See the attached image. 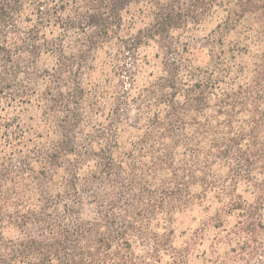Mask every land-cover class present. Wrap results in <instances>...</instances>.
<instances>
[{
	"label": "trees",
	"instance_id": "1",
	"mask_svg": "<svg viewBox=\"0 0 264 264\" xmlns=\"http://www.w3.org/2000/svg\"><path fill=\"white\" fill-rule=\"evenodd\" d=\"M198 205L236 218L206 251ZM236 251L264 258V0H0V264Z\"/></svg>",
	"mask_w": 264,
	"mask_h": 264
},
{
	"label": "rangeland",
	"instance_id": "2",
	"mask_svg": "<svg viewBox=\"0 0 264 264\" xmlns=\"http://www.w3.org/2000/svg\"><path fill=\"white\" fill-rule=\"evenodd\" d=\"M213 25V23H209L199 28V31L196 32L195 38L192 39L195 46L202 47L207 45L205 37L209 33ZM209 206L198 205L178 215L176 224L179 230V242L185 239L188 233L199 230L201 232V235L203 236L200 247L201 250L206 251L209 250L213 239L216 236L223 234V228H225V225L228 226V228L232 227V225L236 221V218L234 216H231L230 214L228 215L225 211H220L218 212V214L216 205L210 207ZM223 220L224 225L220 226V224L222 223H220V221ZM10 234H16V231L11 232ZM219 251L220 253H224V250L222 248ZM238 253L239 251L231 253L232 259L228 262V264H240L243 261V259H241L240 261V258H235ZM257 264H264V258L260 257L257 260Z\"/></svg>",
	"mask_w": 264,
	"mask_h": 264
},
{
	"label": "clouds",
	"instance_id": "3",
	"mask_svg": "<svg viewBox=\"0 0 264 264\" xmlns=\"http://www.w3.org/2000/svg\"><path fill=\"white\" fill-rule=\"evenodd\" d=\"M155 231H159V229H154Z\"/></svg>",
	"mask_w": 264,
	"mask_h": 264
}]
</instances>
